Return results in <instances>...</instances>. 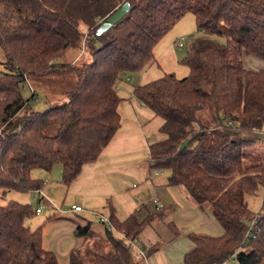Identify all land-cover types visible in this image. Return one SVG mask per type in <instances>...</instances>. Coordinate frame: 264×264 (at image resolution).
<instances>
[{"label":"trees","instance_id":"1","mask_svg":"<svg viewBox=\"0 0 264 264\" xmlns=\"http://www.w3.org/2000/svg\"><path fill=\"white\" fill-rule=\"evenodd\" d=\"M125 3L128 13L97 35ZM187 14L206 36L189 39V75L165 74L133 89L163 120L166 138L150 144V167L170 171L168 184L209 207L223 229L221 236L189 234L184 264H264V202L253 214L247 199L264 187V70L244 63V56L264 61V0H0V264H59L43 245L45 225L58 216L32 230L26 221L39 203L7 200L8 193L42 191L45 180L34 171L56 166L68 187L96 162L121 128L119 83L157 62L155 47ZM73 49L89 60L60 63ZM67 74L76 85L63 101L33 111L23 94L29 79ZM161 211L120 220L111 209L108 222L100 219L104 238L91 221L79 224L83 244L70 264H136L134 243ZM168 226L178 235L175 223Z\"/></svg>","mask_w":264,"mask_h":264},{"label":"crops","instance_id":"2","mask_svg":"<svg viewBox=\"0 0 264 264\" xmlns=\"http://www.w3.org/2000/svg\"><path fill=\"white\" fill-rule=\"evenodd\" d=\"M244 63L250 70H262L250 68ZM133 89L131 97L137 104L136 108L130 109L125 100L122 101L119 107L121 128L102 150L98 160L85 165L70 186L63 185L60 166L50 173L33 176L45 180L43 196L50 204L47 207L53 211L48 212L45 221L54 214L58 216V219L45 225L43 245L56 254L59 264H70V253L83 244V239L75 235V230L78 223H86L89 219L79 214L93 215V210L106 212L107 216H103L107 218L112 209L120 220L131 214L141 215V218L137 217L142 220L162 210V217L148 225L134 243L139 259H143L137 264H184L185 254L193 248L189 234H223L209 207L197 205L184 187L168 184L169 175L164 176L160 171L151 169L150 134L144 122L152 113L133 96ZM58 194L64 199L59 209L56 206ZM32 196L35 199L34 193ZM155 200L162 204L161 209L154 203ZM66 203H70L67 208L64 206ZM73 206H80L82 210L74 211ZM56 212H60L61 216ZM172 222L177 226L178 235L168 226ZM151 249L154 252L147 254Z\"/></svg>","mask_w":264,"mask_h":264},{"label":"rangeland","instance_id":"3","mask_svg":"<svg viewBox=\"0 0 264 264\" xmlns=\"http://www.w3.org/2000/svg\"><path fill=\"white\" fill-rule=\"evenodd\" d=\"M197 32V24L195 17L192 14H187L185 17L179 21L176 26L165 35L162 40L157 44L154 49L155 57L157 62L150 65L146 68L145 71L137 74H133L131 76L125 77L124 82L119 85V95L125 100V104H127L130 109L136 108V102L132 101L131 92L132 88L137 84H144L151 82L153 80L159 79L163 77L165 74H175V76L179 79L185 78L189 75L190 70L189 67L184 63V59L187 56L189 39L192 35H197L198 37L206 38L205 35H201ZM213 40L219 43H225V39L218 36L211 37ZM180 43H183V46H180ZM89 60V54L84 52V54L79 50H70L65 57L60 60L62 64H82ZM3 61L2 56H0V62ZM244 61L250 68H259L264 70V66H260L259 64L264 65V61H261L252 56H244ZM259 63V64H258ZM2 66L0 65V70ZM132 78V81H128L127 78ZM76 85V77L73 74L60 75L53 78L45 79V80H37V79H29V82L25 84V88L23 94L26 98L30 99V106L33 111H44L56 104H59L63 101L62 95L64 92L71 90ZM33 90L38 94V98L31 99ZM133 103V105H132ZM124 105V104H123ZM131 105V106H130ZM140 108V107H139ZM150 111V110H148ZM152 116L146 117L145 126L150 134L149 141L159 142L166 138V135L162 132L161 128L163 125V120L157 116L153 112ZM57 129V122L54 123L53 129L51 133H55ZM262 140H264V133L260 134ZM263 145V144H262ZM264 148V145L263 147ZM44 171L35 170L33 176L38 175V173H42ZM164 176L170 175V171L164 170L160 171ZM61 196V195H60ZM58 194L57 200V209L61 208L63 200ZM7 200H15L22 203L29 202L28 204L33 205V207H37V201L33 198L32 193L23 194L16 191H11L8 193ZM249 208L253 214H257L264 202V187H259L258 191L248 196ZM6 201L1 200L0 204H5ZM70 203H66L65 208ZM70 206V205H69ZM68 206V207H69ZM51 207H45L42 215H34V217L28 219L26 221L27 226H29L32 230L40 227L46 219L48 212L52 211ZM93 215H82L88 218L92 222V229L97 232L103 238L106 236V228L105 225L100 223V217L107 216V213L104 211H97ZM53 212V211H52ZM61 216L60 212H56ZM101 213L100 215H97ZM89 216V217H88ZM141 218V215H137ZM78 224H86L84 222ZM82 242V241H81ZM141 248V247H140ZM106 250V249H105ZM137 249H133L134 261L137 264L138 262H142L143 259H139ZM138 261V262H137Z\"/></svg>","mask_w":264,"mask_h":264},{"label":"water","instance_id":"4","mask_svg":"<svg viewBox=\"0 0 264 264\" xmlns=\"http://www.w3.org/2000/svg\"><path fill=\"white\" fill-rule=\"evenodd\" d=\"M129 3H125L119 9H117L113 14H111L107 20L102 23L96 30L97 35H101L106 32L112 25L118 23L129 11Z\"/></svg>","mask_w":264,"mask_h":264},{"label":"built area","instance_id":"5","mask_svg":"<svg viewBox=\"0 0 264 264\" xmlns=\"http://www.w3.org/2000/svg\"><path fill=\"white\" fill-rule=\"evenodd\" d=\"M180 46H183V43H180ZM128 81H131V79L128 78ZM35 200L37 201V203H39V206H38V208L36 210V213L37 214H40L45 209V207H46L45 206L46 199L43 196V192L41 190L35 192ZM154 203L156 205H158L157 207L159 209H161L163 207L162 204H159L157 200H155ZM72 210H74V211H81L82 208L80 206H73ZM100 219L103 222H108V220L106 218H104V217H100Z\"/></svg>","mask_w":264,"mask_h":264}]
</instances>
